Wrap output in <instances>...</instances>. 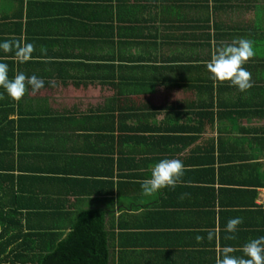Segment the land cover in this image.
<instances>
[{"label":"crops","instance_id":"obj_1","mask_svg":"<svg viewBox=\"0 0 264 264\" xmlns=\"http://www.w3.org/2000/svg\"><path fill=\"white\" fill-rule=\"evenodd\" d=\"M207 6L211 0H0V43L35 47L26 63L0 49L9 79L22 72L45 81L19 103L0 87V174L43 214L104 215L108 264H215L222 247L240 256L264 237V188L225 170L230 157L259 159L247 143L257 145L264 121L235 120L237 104L253 112L259 103V68L246 69L254 86L239 93L214 84L205 66L239 38L253 42L249 61L258 63L264 0L223 3L217 41ZM165 158L183 161V183L143 195L142 181ZM235 217L243 219L236 239H225Z\"/></svg>","mask_w":264,"mask_h":264},{"label":"trees","instance_id":"obj_2","mask_svg":"<svg viewBox=\"0 0 264 264\" xmlns=\"http://www.w3.org/2000/svg\"><path fill=\"white\" fill-rule=\"evenodd\" d=\"M211 1L212 6H207L204 14L212 19L215 33L212 38L217 41L221 23L216 19L220 20V16L226 13L222 5L229 0ZM244 67L259 68V86H254V97L258 92L259 103L254 106L256 109L253 112L247 110L250 103L237 104L236 108L243 112L236 113V116H241L235 120L253 117L264 121V54L260 55L258 63L248 61ZM208 114L213 121L212 113ZM251 141L249 139L250 144L247 143L251 146L249 153L251 150L258 152L260 160L248 156L244 158L245 163L240 164L238 158L230 157L226 174L237 178L254 176L256 181L254 179L253 185L264 188V123L254 130L253 141L258 142L257 145H251ZM249 160H254L253 164H249ZM0 168L6 169L4 166ZM104 223V215L97 211L54 216L43 214V210L37 207L28 208L20 199L12 176L0 174V264H108L109 241Z\"/></svg>","mask_w":264,"mask_h":264},{"label":"clouds","instance_id":"obj_3","mask_svg":"<svg viewBox=\"0 0 264 264\" xmlns=\"http://www.w3.org/2000/svg\"><path fill=\"white\" fill-rule=\"evenodd\" d=\"M0 49L4 52H13L17 63L30 61L35 50L34 45L23 40L5 41L0 43ZM46 53V49H41ZM255 55L253 42L245 38H239L228 44H222L211 54L210 59L205 62L209 78L214 84L220 85L230 83L240 92H247L253 85L252 74L246 70L244 65ZM44 62H50L51 58L43 57ZM8 65L0 62V87L6 90L11 99L19 103L29 86L33 94L44 88L45 81L36 75L27 76L18 72L13 79H9ZM54 85V82L49 81ZM185 165L180 159H162L151 169L150 178L142 181L141 188L143 195L152 196L165 188L175 189L178 184L183 183ZM183 198V197H182ZM243 223L240 217L230 218L224 231L228 233L225 239H236L235 233L239 230V225ZM216 233L209 230L207 238L212 240ZM198 241L203 237L197 236ZM236 249L225 246L217 254L215 264H264V237L252 239L242 246V255H235Z\"/></svg>","mask_w":264,"mask_h":264},{"label":"built area","instance_id":"obj_4","mask_svg":"<svg viewBox=\"0 0 264 264\" xmlns=\"http://www.w3.org/2000/svg\"><path fill=\"white\" fill-rule=\"evenodd\" d=\"M261 204L264 206V200L261 202Z\"/></svg>","mask_w":264,"mask_h":264}]
</instances>
